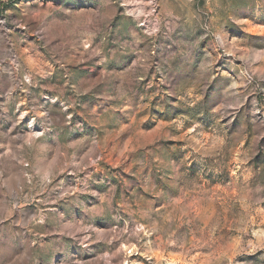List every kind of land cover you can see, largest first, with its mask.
I'll return each instance as SVG.
<instances>
[{
	"label": "rangeland",
	"instance_id": "obj_1",
	"mask_svg": "<svg viewBox=\"0 0 264 264\" xmlns=\"http://www.w3.org/2000/svg\"><path fill=\"white\" fill-rule=\"evenodd\" d=\"M0 264H264V0H0Z\"/></svg>",
	"mask_w": 264,
	"mask_h": 264
}]
</instances>
